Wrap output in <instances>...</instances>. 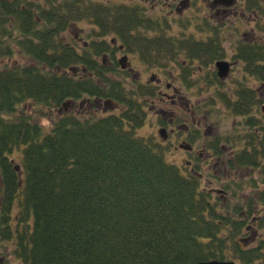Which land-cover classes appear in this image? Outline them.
Segmentation results:
<instances>
[{
    "label": "trees",
    "instance_id": "1",
    "mask_svg": "<svg viewBox=\"0 0 264 264\" xmlns=\"http://www.w3.org/2000/svg\"><path fill=\"white\" fill-rule=\"evenodd\" d=\"M170 1L158 13L146 0H0V249L12 243L17 264H264V29L258 25L262 43L242 45L250 51L244 79L248 73L259 88L223 89L213 72L200 85L182 61L222 57L229 27L209 0L192 1L190 21L175 11L182 0ZM172 17L193 30L171 33L179 23ZM83 21L90 39L77 47L63 34ZM129 54L159 67L167 83L203 86L208 97L194 115L224 109L240 118L238 142L224 144L217 132L204 140L202 121L170 103L184 118L172 124L187 123L188 143L246 169L244 185L226 182L223 198L202 186L200 158L194 168L178 166L162 143L138 134L151 100L173 90L128 80L119 63ZM246 187L254 197L230 201ZM250 227L258 236L246 245Z\"/></svg>",
    "mask_w": 264,
    "mask_h": 264
},
{
    "label": "rangeland",
    "instance_id": "2",
    "mask_svg": "<svg viewBox=\"0 0 264 264\" xmlns=\"http://www.w3.org/2000/svg\"><path fill=\"white\" fill-rule=\"evenodd\" d=\"M239 1L240 0H237L236 2L237 7L239 5ZM170 2H171L170 0H159V2L155 5L154 8H156L158 13L167 12L168 10H170V7L168 6ZM191 4L192 5L190 9L185 11V13L181 15L182 17H185V18L188 17L189 21L193 20L192 15L197 12L196 4H193V3ZM234 10L239 15L238 9L234 8ZM218 17H220L221 19L223 18L221 14H219ZM174 19H178L179 23H176L173 21L174 27L171 30V33L178 34L179 33L178 30L184 29V28L187 30H193L194 27L192 28L191 27L192 24L188 22L187 20H184V19L181 20L180 18H174ZM228 20L229 21H226V23L229 28L226 33V39L223 41L224 47L226 49H230L231 43L237 38L250 40L252 29L257 36L263 35V31L261 29H258V25H256L251 20H249V17L247 15L245 17H238V20H236V22H232L233 20H235V18H230ZM259 26H262V28L264 29V24H259ZM91 28L92 27L90 26L88 21H83V22L78 23L77 26H72L69 30H67L63 34V37L67 42H71V44H74L77 47H80L84 45L85 41H89L90 37H88V33L90 32ZM116 56L118 60L121 59L120 53H117ZM15 62L24 63L26 61L20 58H15ZM148 64L149 62L141 61L139 59L138 54H129L125 61H121V63H119L120 68L125 70L126 74L129 76L128 80L138 79V81L141 83L151 84L152 82L158 81L160 77H162V75L164 74H163V71L159 69V67L157 66L153 67ZM165 69L167 68L165 67ZM153 74L154 76H152ZM245 75H246V72L233 71L232 73H230V75H227L225 81H223V84H222L223 89H226V88L230 89L229 87H233V86L234 88H236L241 85V83L239 82H242L248 87H253L254 89L259 88L260 84L258 81L254 79L253 76L247 73V77H246L247 79H244ZM203 76L204 75H202L201 73L194 72L191 78L192 80L194 79V81H197V80L200 81L201 79L204 78ZM161 80L163 81L161 88L164 90L166 81L163 79ZM199 81L197 83L200 85H203V82L201 81L200 83ZM182 85L183 84L180 81L175 80L174 86H172L173 91H169L170 97H168L167 99L164 98L161 100L156 98L154 100H151V103L150 101H148V104L150 103L151 107H147V109L151 111L148 114V117H146L145 123L140 128L137 129V132L139 135L152 137L158 140L160 143H162L168 149L167 156H166L167 160L178 166H183V165L188 166V163L185 160H188V162H192V165H194L196 158H200L201 165L203 167V171H202L203 182L201 183L202 186L208 189H213L219 194H221L223 198L224 197L227 198L229 195L228 193L225 192L223 188L225 187L226 182L235 181L236 183L241 182V184L244 185L245 178H247L248 171L246 169L232 170V168L222 165L220 163L221 160L218 161L215 156L208 157L205 154V151L198 149V147L199 146L202 147L203 144H200L199 146L197 145V147L194 146L195 154L187 153L185 149L178 147L179 145H181L182 140L186 138L185 137L179 138L177 132H173V131L171 132V126H166L168 123H170L173 117H181V115L175 112L176 109L174 107H171L170 105V103L174 104L173 103L174 101L172 100L174 99L177 100L180 97V96L176 97L175 95H173L175 94L174 92L175 88H177V90L180 92L181 98L183 97L182 101L184 99L186 100V98H189V99H192L193 101H196V104H197L199 102L202 103L205 100H207L208 92L207 90L204 89L203 86H201V88L203 89L201 91L199 86H195L194 83H193V86L190 85V88H189L190 90L186 89ZM262 103L264 104V100ZM29 106H30L29 104H26L24 107V111L27 112L28 114H32L33 107L29 108ZM69 110L76 111L77 109L74 106L72 107L70 106ZM201 114L203 116H207V118L205 119L203 116H201ZM201 114H198L199 116L196 115V118L199 117L202 121L203 126L201 127L200 133L204 140L205 138H210L211 136L214 137L215 133L217 132L220 135H222L221 141L224 144H229L232 142H238L237 138L239 139V137H238V134L236 133L238 132L243 133L245 131V127L239 122V120H237L240 118L239 117L233 118L232 116H228V114L225 113L224 109H222L221 111L219 110L217 114L214 112H209V111L204 112V110L202 109ZM34 117L36 121H38L39 124H41L45 128H49L51 126L50 117L40 116V114L39 115L36 114ZM163 127L166 128V132H165L166 138L165 139L159 137V133H158V131L161 130V128ZM226 132H230L229 135L231 136H228ZM223 136L227 138H223ZM242 144L244 145L243 141H242ZM203 148L205 149L204 146ZM227 149L229 150L228 147ZM228 150H224V151H228ZM192 165H189V166L192 167ZM251 174L252 173H250V175ZM256 192L257 191L253 190L251 187H246L240 192H237V195H235V197H232V200L230 199V201L234 202L235 199L240 198L242 202H244L246 201L247 198L254 197L253 194ZM248 231L249 232L245 234L246 238L248 239L246 241V245L250 243H255L256 238L258 236V233H256L255 230H252L251 227L248 229ZM11 248H12V243H7V242L2 243V246L0 249V260H6L10 264L11 263L17 264L16 263L17 261L15 260H18V259L12 258L9 253V250H11Z\"/></svg>",
    "mask_w": 264,
    "mask_h": 264
},
{
    "label": "flooded vegetation",
    "instance_id": "3",
    "mask_svg": "<svg viewBox=\"0 0 264 264\" xmlns=\"http://www.w3.org/2000/svg\"><path fill=\"white\" fill-rule=\"evenodd\" d=\"M192 1L193 0H182L181 4L179 3V5L176 6L175 11L178 12V14H182L183 12H185V10L187 8H189V6L191 7ZM146 2H149L151 4V6L155 7V5L159 2V0H146ZM208 2H209L208 6H209L210 10H212V12H213V9H215V12H213L214 15L221 14V16L223 17L222 19H224L226 21H229L228 19H230V18H235V20H233L232 22H236V20H238V17H245L247 15L249 17V20H251L256 25L264 23V16H263L264 14L262 13V10L264 9V0H240L238 7L236 6L237 0H235L229 6H215V4L212 3V1L209 0ZM252 3L256 4L257 7L253 11H248V7L252 6ZM234 8L238 9L239 15L234 10ZM171 12H173V11L171 10ZM263 12H264V10H263ZM236 41L231 43L230 49L225 48L224 52L222 54V57H220L216 60L214 59L215 57L199 58V56H197L198 59H194V60L190 59V60H188V62H187V60H183L182 64L185 66H188L189 71L199 72L201 74H206V76H207L206 78H208V81L206 78H203L199 81V82L202 81L203 84L209 85L211 83V79H209V77H208L210 72L215 73V76L213 75L214 78L216 80H218V82H221V84H223V81H225V79L222 80L219 78L218 73H217L218 70L215 67V63L219 60L226 61L228 63V71H227L228 75H230V73H232L233 71L245 72L246 69L248 68L247 60L248 61L250 60V58H248L250 51L243 49L242 45H244V42L249 43V44H251V42L252 43L254 42L255 44L262 43L261 42L262 37L257 36L252 29L250 40L238 38L237 43H236ZM203 56H205V55H203ZM250 65H251V63H250ZM166 85H167L166 86L167 89L172 88V85H170L169 83H167ZM179 89H180V87H179ZM172 90H173V88H172ZM174 92H175V94H173V95H175L176 97H178V96H180V97L177 100H175V99L172 100V101H174L173 103H178L179 108L182 111H184V109H186L185 113L189 114V118L191 119V121L196 122V120H197L198 124H199L200 121L197 118L195 119L192 117L193 114H191L192 111L189 110V108H192L194 105H198L201 102L196 104V101H193L192 99H189V98H186V100L184 99L182 101L183 97L181 98L180 92L177 90V88L174 90ZM168 97H170V95H166L165 99H167ZM177 114H178V112H177ZM180 118L184 120L182 115ZM171 125L174 126L172 131L177 132L179 138L186 137L190 133L189 129H187V123H184V122L181 123L180 122L178 125L177 124L176 125L171 124ZM164 138H166V137H164ZM187 142H188L187 139H183L182 143H181V145H179V147L180 148L181 147L186 148L185 150L189 154H192V153L195 154L194 153V146H190ZM201 150L204 151L205 149L202 148ZM185 161L188 163V166L192 165V162H188V160H185ZM194 167L195 166L192 165V168H194ZM0 262H1L0 264H3L2 260H0Z\"/></svg>",
    "mask_w": 264,
    "mask_h": 264
},
{
    "label": "water",
    "instance_id": "4",
    "mask_svg": "<svg viewBox=\"0 0 264 264\" xmlns=\"http://www.w3.org/2000/svg\"><path fill=\"white\" fill-rule=\"evenodd\" d=\"M234 2V0H212V3L215 5H222V6H229ZM215 66L218 70V76L220 78H224L227 75V71H228V63L226 61L223 60H219L215 63ZM193 264H238L236 262H234L233 260H217V259H212V260H208V261H200V262H196Z\"/></svg>",
    "mask_w": 264,
    "mask_h": 264
},
{
    "label": "bare ground",
    "instance_id": "5",
    "mask_svg": "<svg viewBox=\"0 0 264 264\" xmlns=\"http://www.w3.org/2000/svg\"><path fill=\"white\" fill-rule=\"evenodd\" d=\"M232 260V259H231Z\"/></svg>",
    "mask_w": 264,
    "mask_h": 264
}]
</instances>
